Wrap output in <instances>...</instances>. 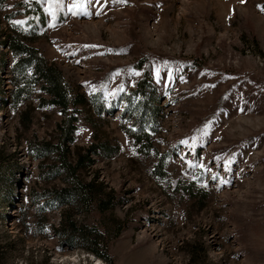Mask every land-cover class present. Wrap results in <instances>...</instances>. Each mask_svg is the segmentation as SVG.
Listing matches in <instances>:
<instances>
[{
	"label": "rangeland",
	"instance_id": "rangeland-1",
	"mask_svg": "<svg viewBox=\"0 0 264 264\" xmlns=\"http://www.w3.org/2000/svg\"><path fill=\"white\" fill-rule=\"evenodd\" d=\"M262 9L264 0H0V151L11 156L0 245L12 243L0 264H264ZM14 37L86 99L69 107V150L107 141L113 152L81 173L111 203L71 209L83 234L71 247L53 233L61 209L43 197L64 184L49 176L56 157L35 152L57 144L64 116L41 79L13 106L15 81L36 79L7 45ZM94 237L100 257L87 250Z\"/></svg>",
	"mask_w": 264,
	"mask_h": 264
},
{
	"label": "trees",
	"instance_id": "trees-1",
	"mask_svg": "<svg viewBox=\"0 0 264 264\" xmlns=\"http://www.w3.org/2000/svg\"><path fill=\"white\" fill-rule=\"evenodd\" d=\"M11 52L20 56L24 66H32L36 79L29 78L26 82L20 84L17 80L14 83V90L11 95V102L13 106L18 105L22 101H26L30 97L31 83L40 80L44 83L43 90L48 96L49 105L57 106L61 109L64 119L59 127V140L57 144H51V142H41L35 145V152L39 156H45L46 154H54L55 160L49 168L50 178L61 177L64 184L60 187H51L45 190L43 197L47 201V205L50 208L61 209V220L59 226L53 229V233L57 236L62 246L71 247L73 241L76 238H82L83 234L77 228L76 223L71 220V209L73 207H87L94 206L100 211H106L110 208L111 199H105L109 193L105 192V186L98 181V178L94 176L88 182H85L81 178V173H86L94 163L93 156L98 154H105L110 156L113 152L109 149L107 141L92 145L87 149L82 147H75L71 152L68 148V143L72 142L71 133L74 130V122L76 117L72 113H69V107L85 106L86 99L82 94L71 95L69 87L65 83L60 70L47 63V61L38 53V51L30 46L19 43V40L9 38L7 44ZM20 65V64H19ZM23 67L20 68L19 74L24 77ZM15 78L18 79V77ZM24 95V96H23ZM44 103L45 100L41 99ZM31 109L27 108L22 114V119H26L25 122H30ZM24 127L26 129L28 127ZM96 137V132L93 135ZM10 155L0 151V187L8 184L10 179L7 176L8 167L7 162L10 161ZM44 209V205L39 209L40 212ZM43 220V219H42ZM42 220L36 222V226L39 230H42ZM6 236L9 238L7 232L2 233L0 236ZM90 240L91 246L89 250L94 255L100 257L98 250L94 247L99 242L98 237H94ZM101 243H105L106 240H101ZM14 243V242H13ZM12 248V243H5L0 245V260L8 254V251Z\"/></svg>",
	"mask_w": 264,
	"mask_h": 264
},
{
	"label": "snow or ice",
	"instance_id": "snow-or-ice-1",
	"mask_svg": "<svg viewBox=\"0 0 264 264\" xmlns=\"http://www.w3.org/2000/svg\"><path fill=\"white\" fill-rule=\"evenodd\" d=\"M79 6H80V5H78V4H77V5H74V7H79ZM262 10H264V9H262ZM85 14H87L86 11H85Z\"/></svg>",
	"mask_w": 264,
	"mask_h": 264
}]
</instances>
